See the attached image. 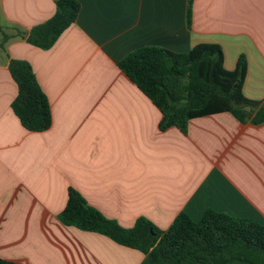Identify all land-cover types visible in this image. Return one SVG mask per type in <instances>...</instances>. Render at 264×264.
<instances>
[{
	"label": "crops",
	"instance_id": "0c3cea01",
	"mask_svg": "<svg viewBox=\"0 0 264 264\" xmlns=\"http://www.w3.org/2000/svg\"><path fill=\"white\" fill-rule=\"evenodd\" d=\"M55 1L0 0V28L11 34L0 48V258L150 264L136 248L64 224L69 189L123 228L144 218L165 231L179 212L198 220L206 209L264 223V122L220 111L184 131L161 128L159 108L118 66L142 46L215 43L228 70L244 56L242 93L261 101L264 0H190L189 21V0H77L74 22L41 49L26 37ZM10 59L32 67L50 108L44 130L25 129L11 109Z\"/></svg>",
	"mask_w": 264,
	"mask_h": 264
},
{
	"label": "trees",
	"instance_id": "16d2710c",
	"mask_svg": "<svg viewBox=\"0 0 264 264\" xmlns=\"http://www.w3.org/2000/svg\"><path fill=\"white\" fill-rule=\"evenodd\" d=\"M79 9L77 0H56L53 16L33 27L26 40L41 49L50 48L74 22ZM189 17L190 0L187 21ZM4 30L0 28V48L11 35ZM118 66L159 108L161 128L175 125L184 131L188 119L220 111H229L240 121L264 122V99L249 100L242 93L244 56L240 55L235 67L228 70L215 43H198L179 53L159 46H142L127 53ZM8 70L17 86L11 109L21 125L27 130L46 129L51 123L49 103L31 65L10 59ZM180 77L186 82L183 93L176 94L169 82ZM59 217L64 224L103 233L142 251L150 264H264V223L212 209H206L198 220L179 212L165 231L144 218L137 219L131 228H123L89 206L76 190L69 189ZM0 264L15 263L0 258Z\"/></svg>",
	"mask_w": 264,
	"mask_h": 264
},
{
	"label": "rangeland",
	"instance_id": "374dc122",
	"mask_svg": "<svg viewBox=\"0 0 264 264\" xmlns=\"http://www.w3.org/2000/svg\"><path fill=\"white\" fill-rule=\"evenodd\" d=\"M9 29V28H8ZM7 32V30H4ZM186 79L183 77H180L178 79H173L172 81L169 82V86L171 89L176 93V94H182L183 93V85L185 84ZM179 103H183V100H180Z\"/></svg>",
	"mask_w": 264,
	"mask_h": 264
},
{
	"label": "water",
	"instance_id": "95a60500",
	"mask_svg": "<svg viewBox=\"0 0 264 264\" xmlns=\"http://www.w3.org/2000/svg\"><path fill=\"white\" fill-rule=\"evenodd\" d=\"M240 78H241V76L238 75V79H240ZM236 85H237V84L235 83L234 86H236ZM245 109L248 110V109H249V106H245Z\"/></svg>",
	"mask_w": 264,
	"mask_h": 264
}]
</instances>
